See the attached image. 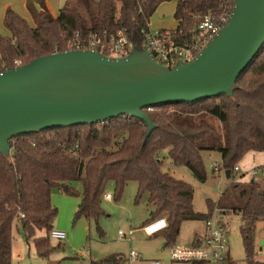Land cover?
Wrapping results in <instances>:
<instances>
[{"label":"trees","instance_id":"trees-1","mask_svg":"<svg viewBox=\"0 0 264 264\" xmlns=\"http://www.w3.org/2000/svg\"><path fill=\"white\" fill-rule=\"evenodd\" d=\"M169 1L66 0L54 17L44 0H33L27 4L33 25L8 7L3 23L10 36L0 35V72L15 68V61L22 66L39 56L68 51L77 33L83 38L103 30H121L139 47L151 16ZM233 4L234 0H176L175 28L159 31H168L178 44H187L205 16L215 21L229 17ZM233 95V99L220 94L151 106L145 110L154 124L149 135L144 121L120 115L100 123L48 128L11 138L10 161L0 153V264H11L15 225H20L26 242L33 243L40 257L52 253L48 234L57 215L51 201L55 187L78 195L73 184L80 183L75 217L97 221L109 182L114 184L116 200L127 183L135 182V202L146 196L154 208L152 215L166 219L170 236L178 234L184 221H206L214 208L234 212L245 222L239 231L246 264H264L254 259L255 224L264 220V187L254 178L237 181L233 171L247 152L264 150V44L236 79ZM202 152H217L219 169L229 170V184L215 206L207 201L206 213L194 210L192 186L162 169L165 155L173 165L188 168L196 180L204 182ZM40 232L43 235H37ZM91 264L120 262L104 259Z\"/></svg>","mask_w":264,"mask_h":264},{"label":"water","instance_id":"water-1","mask_svg":"<svg viewBox=\"0 0 264 264\" xmlns=\"http://www.w3.org/2000/svg\"><path fill=\"white\" fill-rule=\"evenodd\" d=\"M263 44L264 0H234L227 22L200 52L173 67L156 62L145 46L123 57L91 50L36 57L0 72V153L10 161L9 140L20 134L120 115L144 121L149 135L151 106L233 99L236 79Z\"/></svg>","mask_w":264,"mask_h":264},{"label":"rangeland","instance_id":"rangeland-1","mask_svg":"<svg viewBox=\"0 0 264 264\" xmlns=\"http://www.w3.org/2000/svg\"><path fill=\"white\" fill-rule=\"evenodd\" d=\"M32 1L0 0V35L10 36V32L3 23L5 10L8 7L24 18L29 25L34 24L33 18L27 10V4ZM65 1L46 0L50 11L53 13L58 12ZM173 8L174 1H170L165 2L156 10L150 19V29L153 32L164 28H175ZM210 121L215 126L219 124L215 119ZM160 157L163 159L162 156ZM248 158L250 157H246V159ZM202 159L207 176L204 182L196 180L188 168L173 165L165 155L162 169L173 177L190 184L194 190V210L206 213L208 211L207 201H210L211 207L215 206L221 192L229 184V180L222 169L214 170L215 164H220L217 152H202ZM251 169L248 170L247 174L250 175ZM254 179L262 180L263 178L255 176ZM262 185H264V181ZM73 187L78 195L65 194L57 187L52 190L51 194L52 204L57 208L53 228L63 231L66 235L65 238L58 240L51 238L48 234L50 245L54 249L48 258H42L36 252L33 243L31 241L29 244L26 242L21 228L14 226L11 264H91L92 261L104 260L115 255H127L130 248L140 252L146 260H159L164 264H193L191 262L172 261L170 248L173 244L183 246L189 244L192 235L203 230L204 223L202 220L182 222L174 243H168L165 236L148 239L141 236L137 230L149 222L147 220H150V217L153 220L164 218V216L152 215L154 208L147 203L146 196L135 202L137 191L135 182L127 183L118 200H116L114 184L109 182L106 185L104 194H110L111 199L101 197L102 214L97 221L95 219L88 220L85 217H75L82 187L80 183L73 184ZM213 212L216 213L215 223L222 225L230 254L229 261L213 264H246L239 231V226L245 222L239 215L229 210L222 213L214 208ZM220 217L223 219L221 220ZM255 227L254 259L264 262V220L256 222ZM131 228L137 230L133 233L130 243L121 239L118 231L122 230L127 233ZM37 235H43V233L40 232Z\"/></svg>","mask_w":264,"mask_h":264},{"label":"built area","instance_id":"built-area-1","mask_svg":"<svg viewBox=\"0 0 264 264\" xmlns=\"http://www.w3.org/2000/svg\"><path fill=\"white\" fill-rule=\"evenodd\" d=\"M228 18L224 15L219 21H215L211 16H205L197 26L191 42L183 45L173 40L168 31L160 32L157 30L152 32L149 28V31L144 32L141 46L146 47L156 62L164 66L173 67L179 61L187 62L192 60L217 30L227 22ZM135 46L125 32L117 30L109 33L103 30L99 33H89L83 38L77 33L72 41L68 43V50H91L108 57H123L128 55ZM15 64L17 67L19 61H15ZM149 109L147 108L146 110ZM217 169H219V165L215 164L214 170ZM233 171L239 173L240 167L235 165ZM250 176L252 178L255 176L264 178V165L253 167L250 170ZM103 196L105 199H111V195L108 193ZM22 218H24V215L20 214V219ZM215 218L216 213L213 212L211 217L204 221V233L193 238L189 244L185 246L173 244L170 248L171 260L202 264L229 261L227 239L223 233L222 226L215 223ZM166 227L167 221L165 218H156L144 224L142 231L146 236H152ZM132 233L133 230H129L127 233L122 230L118 231L121 239L129 238ZM49 236L63 240L66 235L63 231L53 228L49 232ZM118 260L120 264H138L141 260V255L138 251L130 248L128 254ZM151 264H162V262L155 260Z\"/></svg>","mask_w":264,"mask_h":264},{"label":"crops","instance_id":"crops-1","mask_svg":"<svg viewBox=\"0 0 264 264\" xmlns=\"http://www.w3.org/2000/svg\"><path fill=\"white\" fill-rule=\"evenodd\" d=\"M171 1H174V8H175V2H176V0H171ZM44 2H45V5H46V8L48 9V11L51 13V15L52 16H57V14H58V12H55V13H53V12H51L50 11V9H49V6H48V4H47V2H46V0H44ZM170 2V1H169ZM164 3H162V4H160L159 6H158V8L161 6V5H163ZM63 6V5H62ZM61 6V7H62ZM157 8V9H158ZM174 8H173V13H174ZM60 9V8H59ZM59 9H58V11H59ZM156 9V10H157ZM28 10V9H27ZM156 12V11H155ZM154 12V13H155ZM152 17V16H151ZM151 19V18H150ZM173 19H174V17H173ZM174 22H175V26H176V24H177V21L174 19ZM149 28H150V21H149ZM164 29H166V28H164ZM151 30V29H150ZM160 30V29H159ZM152 31V30H151ZM157 31V30H156ZM153 32V31H152ZM155 32V31H154ZM246 157H250V158H248V159H246ZM219 160H220V155H219ZM238 165H239V167H240V172L239 173H237V177H236V180L237 181H241V182H248L249 180H251V179H253L249 174H247V172H248V170L250 169V168H253V167H255V166H260V165H264V150H262V151H249V152H247L244 156H243V158L240 160V162L238 163ZM256 180H258V179H256ZM258 181H260V183L262 184V182L264 181V178L262 179V180H258ZM263 187H264V185H262ZM80 200V199H79ZM220 219L222 220L223 219V217H220ZM203 223H204V221H203ZM222 226V225H221ZM15 227H17V228H19L20 227V225H15ZM130 230H133V233L137 230V229H134V228H131ZM204 230H205V228H204V226H203V230L200 232V233H198V232H195L193 235H192V237H191V240L193 239V238H195V237H198V236H201L203 233H204ZM138 233L141 235V236H143V237H145V238H148V239H157V238H159V237H161V236H165V237H167V242H170V241H172V243H174L175 242V239H176V237L175 236H170V229H164V230H161V231H159V232H157L156 234H154V235H152V236H146L145 234H144V232L142 231V228H139L138 230ZM133 233L131 234V236L129 237V238H127V239H123V240H127V241H129L130 243H131V237H132V235H133ZM255 239H256V235L254 236V241H255ZM190 240V241H191ZM13 242V241H12ZM140 253V252H139ZM228 254H229V250H228ZM140 255H141V253H140ZM230 255V254H229ZM126 255H115V256H113V257H109V258H107V259H121V258H123V257H125ZM230 257V256H229ZM153 261H155V260H146V259H144L143 257H142V255H141V260H140V262H138V264H151V262H153ZM162 264H164L163 262H162Z\"/></svg>","mask_w":264,"mask_h":264}]
</instances>
